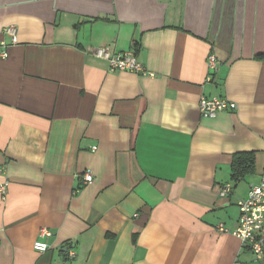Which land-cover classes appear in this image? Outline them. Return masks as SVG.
Returning <instances> with one entry per match:
<instances>
[{
  "label": "crops",
  "instance_id": "obj_1",
  "mask_svg": "<svg viewBox=\"0 0 264 264\" xmlns=\"http://www.w3.org/2000/svg\"><path fill=\"white\" fill-rule=\"evenodd\" d=\"M263 178L264 0H0V264H264L232 235Z\"/></svg>",
  "mask_w": 264,
  "mask_h": 264
},
{
  "label": "built area",
  "instance_id": "obj_2",
  "mask_svg": "<svg viewBox=\"0 0 264 264\" xmlns=\"http://www.w3.org/2000/svg\"><path fill=\"white\" fill-rule=\"evenodd\" d=\"M9 33L14 34V29H9ZM94 57L107 61L111 70L132 72L144 74L145 69L139 62L137 54L134 50L127 52H112L109 47H100L91 52ZM3 57L7 58V52L3 53ZM218 65L215 55L209 57V68L214 70ZM237 109V104L223 97L202 98L199 103V110L205 118H215L220 113L225 111H234ZM86 182L92 181L91 175H86ZM9 183H5L0 187V192L4 195L7 192ZM232 191V186L227 184L221 192L223 197L229 195ZM240 211L238 228L232 235L238 238L245 246L254 254L257 261L264 262V178L258 184H253L245 200L238 202ZM219 231L227 232L222 225L219 226ZM52 236V233L47 228H42L39 232V239L34 243L35 251L45 253L49 250L47 240ZM72 257L75 253L71 254Z\"/></svg>",
  "mask_w": 264,
  "mask_h": 264
},
{
  "label": "trees",
  "instance_id": "obj_3",
  "mask_svg": "<svg viewBox=\"0 0 264 264\" xmlns=\"http://www.w3.org/2000/svg\"><path fill=\"white\" fill-rule=\"evenodd\" d=\"M254 153H239L234 156L233 172L235 177L244 176L247 171L254 169Z\"/></svg>",
  "mask_w": 264,
  "mask_h": 264
}]
</instances>
